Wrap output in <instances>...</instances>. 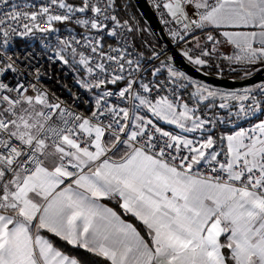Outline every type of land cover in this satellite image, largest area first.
<instances>
[{
  "label": "snow or ice",
  "instance_id": "snow-or-ice-1",
  "mask_svg": "<svg viewBox=\"0 0 264 264\" xmlns=\"http://www.w3.org/2000/svg\"><path fill=\"white\" fill-rule=\"evenodd\" d=\"M5 6L0 264H85L69 246L91 264H264V84L193 80L129 39L142 30L120 0ZM154 6L196 71L264 68V0ZM37 34L56 35L40 55L72 73L68 100L42 85L36 54L9 51ZM237 120L250 127H223Z\"/></svg>",
  "mask_w": 264,
  "mask_h": 264
},
{
  "label": "built area",
  "instance_id": "built-area-1",
  "mask_svg": "<svg viewBox=\"0 0 264 264\" xmlns=\"http://www.w3.org/2000/svg\"><path fill=\"white\" fill-rule=\"evenodd\" d=\"M44 0H10L11 3H16L19 6H23L24 4L28 3H42ZM126 3H129L127 1ZM122 5H126L121 3ZM127 8V7H126ZM10 7L5 6L3 8H0V12H6L10 11ZM124 11V9H122ZM120 15L124 17L120 12ZM138 29H141L142 31H137L131 34L129 37L130 40L134 39L135 43L139 46L138 44V38L141 36L143 32V28L139 23H134ZM61 37L65 36L66 33L63 30V26H61ZM55 43L56 42V35H52L48 37L47 39L43 38L40 36V34H37L35 37L28 36V37H14L12 41L11 48L9 49L10 53L15 52L20 55H24L27 53H34L37 55V59L39 61L38 66L41 67L42 71L44 72V75L41 77V83L42 85L49 89V91L55 93L56 95L60 96L61 99L68 100L70 99V93L69 89L72 91H77V86L74 84L72 73L68 71V69L61 65L59 62H50L47 60L46 57H43L40 55L43 51V47L45 43L48 42ZM143 50V49H142ZM215 68V67H213ZM212 69V68H211ZM224 71L222 74H218L220 76H224ZM67 86V87H66ZM84 107V106H82ZM264 115H261L260 113L256 114V117H253L252 120L254 121L257 119V117H261ZM248 121L245 120H237L232 124L225 125L223 127H226L227 129H232V128H237V125L246 127L248 125Z\"/></svg>",
  "mask_w": 264,
  "mask_h": 264
},
{
  "label": "water",
  "instance_id": "water-1",
  "mask_svg": "<svg viewBox=\"0 0 264 264\" xmlns=\"http://www.w3.org/2000/svg\"><path fill=\"white\" fill-rule=\"evenodd\" d=\"M137 11L139 12L142 19L148 25L150 31L155 36L157 41L154 46L157 49H162L168 53V55L175 56V65L181 71L186 72L192 79L201 81L207 85L223 88L228 90H239L244 88H250L257 84L264 83V68L259 71L251 73L248 76L241 77H226L208 72L204 75L203 72H198L195 68L188 64L187 61L179 54V49H177L173 41L169 38L168 32L165 25L161 23V18L159 12L151 4L149 0H132Z\"/></svg>",
  "mask_w": 264,
  "mask_h": 264
},
{
  "label": "trees",
  "instance_id": "trees-1",
  "mask_svg": "<svg viewBox=\"0 0 264 264\" xmlns=\"http://www.w3.org/2000/svg\"><path fill=\"white\" fill-rule=\"evenodd\" d=\"M126 4L127 8L126 11L121 10L122 14L124 17H131L133 18V22L134 23H139L142 28H143V32L141 34V36L138 38V44L139 46L142 48V45L145 41H150L151 44L154 46V43H157L155 36L153 35V33L150 31L148 25L146 24V22L142 19V17L140 16L139 12L137 11L134 3L132 0H120V3ZM127 1H129V3H126ZM146 30V31H145ZM146 52H150L151 49H143ZM225 72H224V76L226 77H241L245 75V72L243 69H240L239 67L237 68L236 71H231L227 66H224ZM207 71H209L210 73L213 74H217V69L216 68H212V69H206ZM258 71L256 68L251 69V73H254ZM263 84V83H262ZM114 206V205H112ZM119 211V209H117ZM69 250L73 253L78 255L81 259H83L85 261V264H91L92 260H94V257H91L90 255L86 254L83 250H77V249H72L71 246H69Z\"/></svg>",
  "mask_w": 264,
  "mask_h": 264
},
{
  "label": "rangeland",
  "instance_id": "rangeland-1",
  "mask_svg": "<svg viewBox=\"0 0 264 264\" xmlns=\"http://www.w3.org/2000/svg\"><path fill=\"white\" fill-rule=\"evenodd\" d=\"M150 2H151V4L154 6V0H149ZM155 7V6H154ZM157 10V9H156ZM165 28H166V30H167V27L165 26ZM146 31V30H145ZM167 32H168V30H167ZM154 44H156V43H154ZM225 72V71H224ZM234 72V71H233ZM194 80V79H193ZM205 84V83H204ZM262 84V83H261ZM264 84V83H263ZM207 85V84H206ZM257 85H259V84H257ZM257 85H255V86H252V87H250V88H254V87H256ZM209 87H211V88H213V89H217V90H220V91H240V90H243V89H239V90H228V89H223V88H217V87H213V86H210V85H208ZM245 89V88H244Z\"/></svg>",
  "mask_w": 264,
  "mask_h": 264
},
{
  "label": "crops",
  "instance_id": "crops-1",
  "mask_svg": "<svg viewBox=\"0 0 264 264\" xmlns=\"http://www.w3.org/2000/svg\"><path fill=\"white\" fill-rule=\"evenodd\" d=\"M259 119H264V117L261 116V117H259ZM254 122H256V119L254 120ZM246 127H250V124L248 123V125H247ZM232 129H236V128H232ZM232 129H229V130H232ZM110 206H112V205H110ZM117 211H118V210H117Z\"/></svg>",
  "mask_w": 264,
  "mask_h": 264
}]
</instances>
